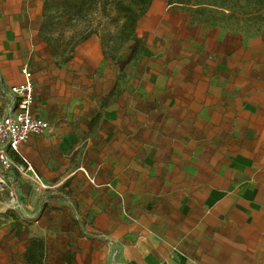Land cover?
<instances>
[{"label":"rangeland","instance_id":"obj_1","mask_svg":"<svg viewBox=\"0 0 264 264\" xmlns=\"http://www.w3.org/2000/svg\"><path fill=\"white\" fill-rule=\"evenodd\" d=\"M106 13L86 28L106 56L96 68L56 59L36 72L60 128L63 118L87 115H78L89 107L76 97L105 92L100 127L51 158L63 167L69 159L62 176L79 168L91 184V170L113 175L114 193L98 201L110 207L107 220L76 226L44 193L16 210L0 191V264H24L29 236L44 240L46 264H108L107 249L88 240L116 234L195 264H264V0H152L134 38L116 51L111 6ZM84 27L66 36L76 39ZM134 39L141 50L128 60ZM68 194L93 205L77 186ZM45 206L55 216L39 220Z\"/></svg>","mask_w":264,"mask_h":264},{"label":"crops","instance_id":"obj_2","mask_svg":"<svg viewBox=\"0 0 264 264\" xmlns=\"http://www.w3.org/2000/svg\"><path fill=\"white\" fill-rule=\"evenodd\" d=\"M44 1L0 0V85L7 87L21 83L23 81L21 67L28 65L32 71L34 83V101L31 111L50 124L49 129L44 133L30 134L20 144L19 150L39 174L42 181L53 188L50 187V189L42 192L36 191L30 180L22 178L17 179V193L23 203H25L29 194L37 197L44 193L42 200L49 197L47 199L49 200L47 201L48 204L52 205L53 208L57 206V209H64L68 215L66 219L72 220L71 223L76 224V226L85 224V227H88V224L91 223V225L98 228L104 219L107 220V213L110 211V207L106 209L99 208L98 201L103 198L109 199V196L114 193L110 185L113 175L106 172V170L104 173L98 169L89 171L97 184H91L87 175L83 173L84 171H79V168H75L62 176L63 169L69 166V159L64 160L66 161L64 167L58 166L57 159L55 157L51 158V155L58 154L62 156L69 146L80 137L82 131L90 132V130H93L92 128L100 127L102 120L106 118V114L102 113L103 107L101 106L105 92H96V96L92 100L87 99L85 102V96L76 97L74 102H81L82 105L87 103L89 107V109L85 108V110L78 111V115H84L85 112H87V115L81 121L78 118H72L71 120L63 118V123H60L62 127L56 125L57 119L46 109L47 101L42 97L40 79L36 72V67L39 65L47 66L53 60H56L51 54V47L40 34ZM98 13L101 17L108 16L103 15L100 11ZM90 18L91 16L74 23L73 29L71 27L65 28L62 31L63 35L67 37V33H73L72 30L75 31V27H79L80 24L82 26L84 24L86 29ZM88 31L93 32L75 46L72 58L65 64L74 60L82 62L85 59L89 63L88 65L96 68V65H99L100 61L106 58L101 53L102 44L94 30L86 29L81 35ZM58 32L55 31L54 35H57ZM76 54L81 58H78ZM106 83L107 88H109V82L106 81ZM78 103H73L72 106ZM117 144L119 145V140ZM79 165L88 169L84 162ZM72 186L75 188L77 186V189L87 192L93 205L87 206L85 201H76L79 204L75 208V200L68 199V190ZM49 206L44 207L39 220L45 219L47 214L49 216L53 213L55 216V212L49 209ZM179 211L182 212L181 208H179ZM116 235L108 238L107 242L98 239L88 240L91 245L97 244L101 245L104 250L107 249L108 264H195L194 261L186 258L184 254H182L184 260L181 261L179 256L176 255V251L163 250L154 243L147 245L144 240L135 236L134 238L133 235Z\"/></svg>","mask_w":264,"mask_h":264},{"label":"trees","instance_id":"obj_3","mask_svg":"<svg viewBox=\"0 0 264 264\" xmlns=\"http://www.w3.org/2000/svg\"><path fill=\"white\" fill-rule=\"evenodd\" d=\"M151 2L152 0H45L42 7L43 22L40 34L51 47L52 56L59 60V63L64 64L72 58L75 46L93 31H88L76 39L73 36L65 37L62 31L97 11L107 15V8L111 6L114 10L116 32L110 43L111 48L116 51L121 44L134 38L138 21ZM55 31H59L57 35H54ZM138 50H141L139 40L134 39L127 59H133ZM16 231L20 232L17 228ZM22 259L24 264H46L44 240L35 236L29 237Z\"/></svg>","mask_w":264,"mask_h":264},{"label":"built area","instance_id":"obj_4","mask_svg":"<svg viewBox=\"0 0 264 264\" xmlns=\"http://www.w3.org/2000/svg\"><path fill=\"white\" fill-rule=\"evenodd\" d=\"M21 73V83L0 85V191L6 192L16 210H23L24 206L17 193V179L30 180L36 191L51 187L42 181L19 150L30 134L44 133L50 127L48 121L31 111L34 101L31 69L23 65Z\"/></svg>","mask_w":264,"mask_h":264}]
</instances>
